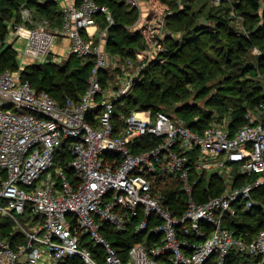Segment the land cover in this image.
Instances as JSON below:
<instances>
[{
    "label": "built area",
    "instance_id": "built-area-1",
    "mask_svg": "<svg viewBox=\"0 0 264 264\" xmlns=\"http://www.w3.org/2000/svg\"><path fill=\"white\" fill-rule=\"evenodd\" d=\"M35 1L57 3L61 26L36 20L22 5L21 25L12 31L7 21L0 37V52L22 41L17 69L0 70V216L24 235L0 241V264H226L232 253L264 264V228L247 241L224 225L254 207L264 213L256 192L264 186V101L235 130L210 122L195 131L182 117L149 110L130 112L117 128L116 103L134 78L110 90L101 86L114 24L109 9L95 0ZM139 1L125 0L136 9ZM100 15L107 25L99 30ZM56 49L92 62L85 92L64 105L21 77L25 59L56 63ZM232 167L244 181L232 179ZM223 174V191L198 200L201 178L208 183V176ZM174 184L179 197L169 202L165 190ZM104 229L133 231L141 240L121 253Z\"/></svg>",
    "mask_w": 264,
    "mask_h": 264
},
{
    "label": "trees",
    "instance_id": "trees-1",
    "mask_svg": "<svg viewBox=\"0 0 264 264\" xmlns=\"http://www.w3.org/2000/svg\"><path fill=\"white\" fill-rule=\"evenodd\" d=\"M95 1L100 6H106L114 20V24L108 27L106 34L105 49L109 54H119V56L128 57L133 54L134 46L144 47V41H142V43L137 41L142 37L140 32L128 30L129 27L136 22V14H138V11L135 8H129L125 0ZM259 1L260 0H246V6L239 3L237 5V10L243 11L245 7H247L249 13H256L260 9ZM176 2V0H160V4L167 5V8H169L168 11L172 12L166 19H172L171 16H177L182 13V11L176 12L174 10ZM22 5L30 8L32 7V9L41 16V19H48L52 26L57 28L61 26L62 11L57 3L53 1L39 3L35 0H0V37L6 36L9 31L6 24L7 21L13 19L17 23L21 22L19 10ZM98 22L99 30L107 25L103 15L99 16ZM222 22L224 23H222L223 25L220 24L221 27L225 26V21L223 20ZM168 26L170 25L168 24ZM189 26L190 25H187L182 30L184 33L182 44H184L183 46L185 47L175 48L174 39H168V35V38H166L163 43L164 51H161L155 60L149 62L150 65L141 73L140 79L134 81L132 89L116 103V113L114 114L113 121L117 128L121 127L123 116L128 115L134 110H149L152 114H155L157 111H163L169 114L161 108V104L165 103V99L163 98L164 95L174 96L178 91L177 89H179L178 85L181 81V77L179 76L178 67L176 65L177 60L183 56L184 52H188L187 55H189L192 60L196 61L199 57L197 52L200 42L199 33L204 32L210 37H213L214 33H216L215 31H210L208 27L203 24H201L202 27L200 29L196 30L194 24L191 29H188ZM131 42H133L132 46L128 47ZM186 48L192 49L193 51H187L185 50ZM59 64L61 63H53L51 61L26 64L21 73V77L22 79L29 80L35 89L48 92L55 98L59 105H64L68 98L78 101L88 86L92 62L88 59L69 55L67 59H65L64 64ZM17 66L16 51L13 50L10 45L5 46L0 52V70H15ZM259 66L264 71V56L260 57ZM246 71L251 76L258 75L257 70L253 67H246ZM106 74L107 69L100 71V82L103 89L106 84ZM163 74L170 75L171 79H175V83L171 81L172 83H167L166 87H162ZM183 78L187 84L192 82L188 74ZM161 89L163 90L162 92H160ZM225 90L228 93L233 90V87H228ZM239 93L243 95L244 102L232 104L230 113L231 120L229 122V127L232 130H235L246 122L245 114L248 110H254L264 101V90H262V87L258 84L246 88L241 87ZM209 104L214 105L216 110L226 106L225 101L221 98H211ZM175 112V116L182 117L195 131H201L208 126L213 118L212 111L205 109L201 110L199 106L188 103L177 107ZM62 153L65 154V152ZM57 158L58 164L63 161L62 156ZM68 172L70 171L68 170ZM237 178L244 181L245 176L239 174ZM221 181L222 178L216 175H212L208 183H204L203 178H201L197 185V194H199L197 199L204 200L208 196L219 195L223 191ZM165 193L167 198L169 197V202L171 199L179 197L176 184L170 186V189H166ZM260 193L263 197L262 200H264V186L260 190ZM178 201L179 203H183V198L180 197ZM176 214H179V211ZM224 225L231 230L235 236L243 235L247 241H250L260 229L264 228V213L259 207H254L250 211L238 212L237 217L226 218ZM103 232L121 253L127 250L134 242L141 240V235H137L133 231H129L124 236L111 233L108 229H104ZM122 237L126 241L124 244L120 245V238ZM3 239L9 241L12 239L23 241L24 235L14 229L10 221L0 216V241ZM240 260L241 258L238 257L237 254L232 253L228 257L226 264H250L247 260L243 262Z\"/></svg>",
    "mask_w": 264,
    "mask_h": 264
},
{
    "label": "rangeland",
    "instance_id": "rangeland-1",
    "mask_svg": "<svg viewBox=\"0 0 264 264\" xmlns=\"http://www.w3.org/2000/svg\"><path fill=\"white\" fill-rule=\"evenodd\" d=\"M176 1L174 10L182 11V13L175 15L176 18L171 16L172 19L169 20L166 17L170 16L172 12L168 11L167 5H161L160 0L139 1V9L135 8L138 11L136 22L128 30L140 32L143 38L140 37L137 41L140 43L144 41V47L134 46L133 54L128 57L110 54L109 67L105 75L106 84L103 90L120 86L124 81H130L131 77L134 78L133 83L138 81L141 73L150 65L149 62L155 60L158 54L164 51L163 43L168 35V39H174L175 48H184L182 30L187 25H190L188 29H191L193 24L195 30L200 29L203 24L210 31L216 33L213 37L204 32L199 33L200 42L197 51L199 57L196 61L187 55L188 52H184L183 56L177 60L176 65L181 77L179 89L174 96L164 95L165 103L161 104V108L176 118L177 107L188 103L199 106L201 110L212 111L211 122L220 125L229 123L232 104L244 102L243 95L239 93L241 87L246 88L258 84L264 90V71L259 66V59L264 56V0L259 1L260 9L256 13H249L247 7L243 11L237 10L239 3L246 6V0ZM30 9L36 20L41 19V16L32 7ZM12 20H9L11 21V30L15 31L14 25L20 26L21 22L17 23ZM223 20L225 26L221 27L220 24L224 23ZM60 41L61 39H57L55 44H60ZM132 44L133 42L128 47H131ZM13 48L16 51L21 50L18 43ZM185 50L193 51L189 48ZM56 51H60L56 63L64 64L65 59L69 56L67 50L63 53L60 49H56ZM20 61L21 59H17V65ZM24 62V64L32 63L30 59H25ZM248 66L256 69L258 75H249L246 71ZM133 73L136 74L133 75ZM187 74L192 79L189 84L183 78ZM162 79V87H166L167 83L170 84L171 81L175 83V79H171L167 74H163ZM231 86L233 90L227 93L225 89ZM162 91L161 89L160 92ZM211 98L223 99L226 106L216 110L214 105L209 104ZM229 173L233 179L240 174V169L232 167ZM208 177L211 178V175ZM225 178L226 176L223 174L221 181L223 186H225ZM232 179L227 183H232ZM261 189L256 191L260 201L263 199L260 193ZM19 219L24 227H29L26 219L23 217ZM250 261L252 262V258Z\"/></svg>",
    "mask_w": 264,
    "mask_h": 264
},
{
    "label": "crops",
    "instance_id": "crops-1",
    "mask_svg": "<svg viewBox=\"0 0 264 264\" xmlns=\"http://www.w3.org/2000/svg\"><path fill=\"white\" fill-rule=\"evenodd\" d=\"M30 8V7H29ZM31 10V9H30ZM32 11V10H31ZM90 33H94L95 32V28H89L88 29ZM16 43H18L20 46H22V41H17Z\"/></svg>",
    "mask_w": 264,
    "mask_h": 264
}]
</instances>
